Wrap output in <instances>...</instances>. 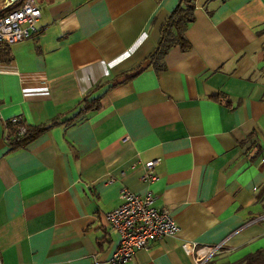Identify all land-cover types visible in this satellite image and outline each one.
<instances>
[{"label":"crops","instance_id":"obj_1","mask_svg":"<svg viewBox=\"0 0 264 264\" xmlns=\"http://www.w3.org/2000/svg\"><path fill=\"white\" fill-rule=\"evenodd\" d=\"M34 1L39 31L0 61V263L106 264L118 237L102 214L121 188L149 192L179 227L126 264H193L183 242L221 244L215 263L264 248V0H194L189 50L118 78L177 0ZM94 85L96 110L5 152V119L69 116Z\"/></svg>","mask_w":264,"mask_h":264},{"label":"built area","instance_id":"obj_2","mask_svg":"<svg viewBox=\"0 0 264 264\" xmlns=\"http://www.w3.org/2000/svg\"><path fill=\"white\" fill-rule=\"evenodd\" d=\"M39 15V8L34 0H0V43L9 45L37 33L40 29ZM10 118L14 121L20 117ZM22 131V128H18L19 134ZM157 161L144 164L142 180L152 182L156 179L154 168ZM118 199L119 202L113 208L102 214L103 222L118 237L117 246L105 260L106 264H126L136 249H147L155 241L165 236H175L179 231L168 210L156 206L154 197L149 192L135 194L121 188ZM259 217L263 219L264 212ZM181 247L192 256L193 264H205L217 253L221 244L203 248L183 242Z\"/></svg>","mask_w":264,"mask_h":264},{"label":"trees","instance_id":"obj_3","mask_svg":"<svg viewBox=\"0 0 264 264\" xmlns=\"http://www.w3.org/2000/svg\"><path fill=\"white\" fill-rule=\"evenodd\" d=\"M193 7L194 0H177L174 7L170 10L160 25L155 44L138 63L117 74L116 78L130 72L137 73L145 68H149L157 73L165 69L164 56L170 48L176 46L182 52L189 50L190 43L185 37V31L188 25L193 21ZM8 59V44L0 43V61H8ZM131 76L132 74L125 76L122 81L129 79ZM115 83L117 82H107L105 91ZM96 90L97 87L94 85L83 94L76 104V111L69 116L57 114L43 123L34 125L26 123L21 117L14 121H12L11 118L5 119L2 123V136H5L3 141L6 145L5 152L10 153L17 149H21L27 143L45 132L48 128L60 124L64 126L71 125L75 121L83 118L85 113L96 110L99 107L100 96L105 92L102 91L100 94L95 95L94 93ZM211 98L224 105H230L227 97L220 92L215 93ZM18 128L23 129L20 134L18 133ZM257 150L258 149L255 147V151ZM205 264H264V248L257 249L233 262L215 263L214 260L209 259Z\"/></svg>","mask_w":264,"mask_h":264}]
</instances>
